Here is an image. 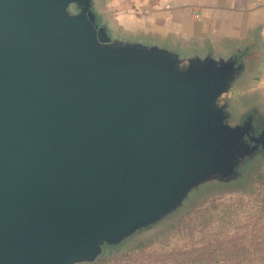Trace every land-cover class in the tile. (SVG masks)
I'll return each instance as SVG.
<instances>
[{"label":"water","instance_id":"95a60500","mask_svg":"<svg viewBox=\"0 0 264 264\" xmlns=\"http://www.w3.org/2000/svg\"><path fill=\"white\" fill-rule=\"evenodd\" d=\"M239 60L113 38L95 0H0V264L92 263L236 178L264 150L260 114L230 122Z\"/></svg>","mask_w":264,"mask_h":264},{"label":"rangeland","instance_id":"374dc122","mask_svg":"<svg viewBox=\"0 0 264 264\" xmlns=\"http://www.w3.org/2000/svg\"><path fill=\"white\" fill-rule=\"evenodd\" d=\"M234 98L230 122L264 117V100ZM237 171L229 181L200 184L164 219L79 264H264V150L245 156ZM235 249L243 256L231 257Z\"/></svg>","mask_w":264,"mask_h":264},{"label":"crops","instance_id":"0c3cea01","mask_svg":"<svg viewBox=\"0 0 264 264\" xmlns=\"http://www.w3.org/2000/svg\"><path fill=\"white\" fill-rule=\"evenodd\" d=\"M95 12L116 39L237 56L242 70L228 94L232 107L235 96L264 100V0H95Z\"/></svg>","mask_w":264,"mask_h":264},{"label":"flooded vegetation","instance_id":"af4514ba","mask_svg":"<svg viewBox=\"0 0 264 264\" xmlns=\"http://www.w3.org/2000/svg\"><path fill=\"white\" fill-rule=\"evenodd\" d=\"M254 130L255 133L253 134V136L260 138L259 145L262 147L261 143H264V135H262L264 131V117H257V120L254 121Z\"/></svg>","mask_w":264,"mask_h":264},{"label":"trees","instance_id":"16d2710c","mask_svg":"<svg viewBox=\"0 0 264 264\" xmlns=\"http://www.w3.org/2000/svg\"><path fill=\"white\" fill-rule=\"evenodd\" d=\"M251 193H252V192H250L249 195H251ZM263 207H264V206H263ZM238 254H239L240 256H243V253H238L237 249H235V250H233V251L230 253V256H231V257H234V256H236V255H238ZM250 254H251V253H249V255H250Z\"/></svg>","mask_w":264,"mask_h":264}]
</instances>
